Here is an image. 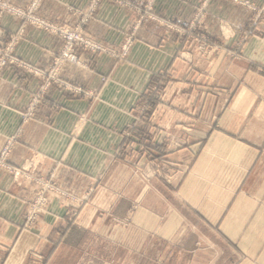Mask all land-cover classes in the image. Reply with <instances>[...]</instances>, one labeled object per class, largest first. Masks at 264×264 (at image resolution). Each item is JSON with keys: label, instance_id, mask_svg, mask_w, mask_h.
<instances>
[{"label": "rangeland", "instance_id": "374dc122", "mask_svg": "<svg viewBox=\"0 0 264 264\" xmlns=\"http://www.w3.org/2000/svg\"><path fill=\"white\" fill-rule=\"evenodd\" d=\"M102 1L69 8L74 22L66 24L39 13L43 0L25 6L0 0V18H19L61 39L50 68L40 70L15 55L23 29L7 39L0 34V80L8 65L20 67L22 77L31 72L42 79L19 111L18 131L0 147V171L26 182L21 232L58 245L71 224L98 208L97 227L64 240L57 264H189L194 243H206L213 264H264V0H196L189 17L162 18L155 0H111L134 14L124 28L97 39L87 27ZM148 22L160 31L158 40L139 35ZM149 41L157 47L172 42L173 51L162 67L142 77L135 72L132 80L141 86L134 102L119 104L129 105L130 121L119 129L107 166L89 176L63 158L45 173L33 163L11 162L53 84L87 100L89 109L102 101L113 71L101 72V86L92 88L62 80L66 65L96 72L97 62L128 64L134 46ZM87 120L86 113L79 117L71 138ZM145 206L173 212L162 223L166 230L173 222L172 238L185 246L160 241ZM50 217L53 228L40 230ZM31 255L48 264L39 252Z\"/></svg>", "mask_w": 264, "mask_h": 264}, {"label": "crops", "instance_id": "0c3cea01", "mask_svg": "<svg viewBox=\"0 0 264 264\" xmlns=\"http://www.w3.org/2000/svg\"><path fill=\"white\" fill-rule=\"evenodd\" d=\"M30 1L15 0L17 4L23 6L28 5ZM195 1L155 0L154 11L161 18L170 15L178 17L181 14L189 17ZM89 2L90 0H43L39 13L52 21L72 24L74 19L68 9H82ZM133 14L111 0H103L87 27V33L97 39L107 38L112 28H124L130 23ZM151 24L153 23L145 24L139 35L158 40L161 37L160 31L153 29ZM21 29L24 31L16 45L15 55L40 70L49 69L54 53L61 46V39L32 26H24L19 18L9 15H3L0 18V34L4 33L5 39ZM157 44L158 41L139 42L133 48L131 62L115 67L108 60L100 64L97 62L96 72L66 65L61 73L62 80L81 83L92 88L101 86L99 82L101 72L113 71L111 81L102 90V101L89 109L90 104L87 100L71 96L62 85L53 84L47 93V103L40 105L35 118L25 125L22 140L17 145L11 162L16 166L33 163L38 171L45 173L55 160L63 158L65 164L89 176L95 174L101 167L107 166L111 153L118 143L119 129L130 121V115L127 112L129 105L121 107L119 104L134 102L135 89L141 86V82L132 80L135 72L139 71L138 75L142 77L141 73H146L148 69L162 67L168 59L167 54L173 51L172 42L161 47H157ZM22 72L20 67L8 65L4 68L0 80V147L4 136L18 131L21 125L19 111L26 106L32 93L42 83V79L35 74L27 72L25 77H22ZM110 103L118 104L119 109L113 111L105 105ZM85 113L88 117L87 122L81 128L78 138H71L79 117ZM25 185L24 179L14 178L0 171V263L37 264L31 255L35 250L48 260V264L50 262L57 264L58 258L54 257L55 251L62 247L64 240L68 242L78 231L93 230L97 227L99 221L96 209L98 208L86 213L91 216H82L77 223L71 224L65 231L62 243L55 245L51 238L45 239L31 232H21L22 216L25 210L22 197L27 196L23 190ZM143 209L145 215L155 217L157 220L154 229L161 237L160 241L167 243L169 240L171 245L179 243L180 247L185 246L172 238L178 231L173 222L166 230L162 223L164 217L168 219L173 212L169 210L166 215H161L160 211L149 206ZM54 218L50 217L46 223H41L40 230L53 228L51 225L54 223ZM165 236L168 237L165 238ZM205 244L197 248L194 243L193 247L196 249L188 252L191 257L189 264H213L206 255L211 250H208Z\"/></svg>", "mask_w": 264, "mask_h": 264}]
</instances>
